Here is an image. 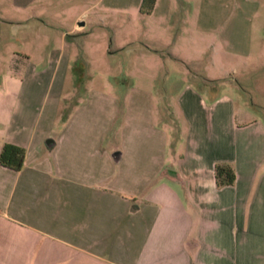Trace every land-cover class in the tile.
Segmentation results:
<instances>
[{
    "label": "crops",
    "instance_id": "1",
    "mask_svg": "<svg viewBox=\"0 0 264 264\" xmlns=\"http://www.w3.org/2000/svg\"><path fill=\"white\" fill-rule=\"evenodd\" d=\"M42 1L53 14H24ZM56 1L1 2L0 38L48 42L46 28L66 11L53 10ZM140 1L84 0L125 26L106 54L128 55L127 82L113 87L103 118L80 114L87 91L64 115L55 107L51 131L50 119L40 126L3 101L9 89L0 85V147L24 148L19 170L0 164V264H264V122L226 93L207 101L193 86L196 76L231 84L225 75L255 54L251 20L264 0H154L147 14ZM2 24L24 29L5 37ZM188 26L197 41L180 42ZM161 90L177 91V117L166 110L173 99L154 98ZM217 162L232 165L231 185L216 186Z\"/></svg>",
    "mask_w": 264,
    "mask_h": 264
},
{
    "label": "rangeland",
    "instance_id": "2",
    "mask_svg": "<svg viewBox=\"0 0 264 264\" xmlns=\"http://www.w3.org/2000/svg\"><path fill=\"white\" fill-rule=\"evenodd\" d=\"M48 1L50 3V0ZM1 2L9 5L10 0H0ZM177 2L181 5L179 0ZM41 4L43 1L34 3V9L25 11L24 14L34 13L38 9L46 11L45 14L54 13L48 10L50 7ZM52 5H54L53 10L66 11L56 18L60 19L57 22L60 26L46 28L51 30L48 42H43V38L37 34L34 35V40L23 39L21 35L17 40L0 38V85L9 89L3 101L12 104L15 102L20 109H28L30 116H33L39 122L36 121V124L40 126L44 124L42 120L50 119L51 131H57L59 123L55 121V107L58 115H64L78 99L84 97L87 91H91L93 98L90 107H86L87 110L81 111L80 114L84 117H96L98 120L105 116L108 97L113 92V87L122 88L127 82L129 57L126 53L116 54L113 57L106 54L107 48H113L125 33V26H122L111 12L106 15L96 8L87 9L84 0H57ZM83 9L85 12L78 20L83 21V24L80 28L79 26L71 28L75 14ZM251 25V53L255 54L246 60H241L243 63L238 65L236 72H228L225 75L223 82L231 83L226 89L225 85L219 82L201 84V80H198L200 76L192 79L198 93L204 89V93L209 95L203 94L207 101L212 99L213 95L209 92L226 93L234 98L238 111L257 115L264 122V7L253 16ZM190 26L185 29L184 34H178L180 42L190 40L192 37L197 41V35ZM31 27L33 31L36 29L34 26ZM31 27L28 31L32 30ZM9 28L14 31L16 28L20 31L24 29L14 24H2L3 36H7L5 31ZM62 31L65 33L64 40H59L58 35ZM9 69L20 70V73L23 70H33L37 74L32 79L22 74L15 79L11 74L9 75ZM193 71L198 72V68H194ZM10 86H17L16 91L15 88L10 90ZM176 92L153 91V95L159 104L167 105L168 99H173ZM57 99L60 100V106L56 105ZM169 104V110L166 109L168 115L170 116L171 112V115L177 117L174 99Z\"/></svg>",
    "mask_w": 264,
    "mask_h": 264
},
{
    "label": "trees",
    "instance_id": "3",
    "mask_svg": "<svg viewBox=\"0 0 264 264\" xmlns=\"http://www.w3.org/2000/svg\"><path fill=\"white\" fill-rule=\"evenodd\" d=\"M154 0H141L140 13H149ZM24 148L16 144L4 142L0 147V164L13 170H19L22 165ZM214 180L217 187L231 185L235 174L233 167L228 162H217L213 166Z\"/></svg>",
    "mask_w": 264,
    "mask_h": 264
},
{
    "label": "water",
    "instance_id": "4",
    "mask_svg": "<svg viewBox=\"0 0 264 264\" xmlns=\"http://www.w3.org/2000/svg\"><path fill=\"white\" fill-rule=\"evenodd\" d=\"M50 141H51V140H50L49 138H47V139L45 140V144L48 145ZM163 174H164L165 176H168V177H174V174H173L172 172H170L169 170H165V171H163Z\"/></svg>",
    "mask_w": 264,
    "mask_h": 264
}]
</instances>
